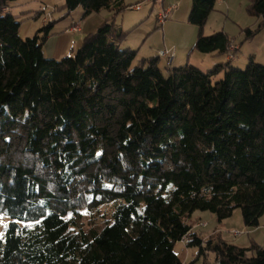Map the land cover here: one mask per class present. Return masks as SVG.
Returning a JSON list of instances; mask_svg holds the SVG:
<instances>
[{
  "label": "trees",
  "instance_id": "trees-1",
  "mask_svg": "<svg viewBox=\"0 0 264 264\" xmlns=\"http://www.w3.org/2000/svg\"><path fill=\"white\" fill-rule=\"evenodd\" d=\"M14 1L0 0V264H182L178 242L213 253V264H264V246L204 241L186 223L195 211L221 222L240 209L257 228L264 216V64L249 56L235 68L229 36L203 34L216 0H191L190 51L227 61L207 72L165 62L167 76L158 56L132 66L136 51L119 48L113 18L73 56L47 59L53 22L21 39ZM248 1L258 19L249 40L264 29V0Z\"/></svg>",
  "mask_w": 264,
  "mask_h": 264
},
{
  "label": "rangeland",
  "instance_id": "rangeland-1",
  "mask_svg": "<svg viewBox=\"0 0 264 264\" xmlns=\"http://www.w3.org/2000/svg\"><path fill=\"white\" fill-rule=\"evenodd\" d=\"M64 0H15L9 4L13 16L20 23L19 37L32 38L38 30L53 22L49 36L42 46L45 58L60 61L73 56L80 48L82 40L90 33H94L106 21L113 18V22L125 33V38L119 45L121 50L136 51L132 66L138 65L142 59L157 57L158 51L168 50L174 53L175 59L172 68L177 65H191L203 72H207L205 64L211 59L207 54L190 51L196 40L198 29L187 22L191 0H162L161 4L146 3L145 0H123V11L115 14L113 11L102 9L82 17V9L66 14L62 8ZM141 5L140 11L129 10L131 5ZM222 4V3H221ZM216 3L204 25L203 34L209 36L215 32L223 31L231 39V43L240 50L231 49L229 52L241 58V61L232 62L238 69H244L247 63L248 39L245 38L244 29L256 28L258 19L247 12L248 0H227L221 6ZM170 6H176L169 16L159 23L157 15L163 13ZM163 15V14H161ZM76 24L82 33L72 32L70 29ZM65 30H69L67 33ZM264 30V29H263ZM261 31H259L260 33ZM76 33V34H71ZM52 40V41H50ZM264 54V48L256 51L258 57ZM53 55V57H49ZM225 63L226 56L216 55ZM263 58V55H262ZM164 59H159L158 68L164 76L168 75ZM257 63V62H256ZM179 66V67H180ZM222 73L213 78V83L222 79ZM186 223L204 241L221 237L240 248H249L253 243L264 245V216L259 220L257 228H247L242 220L240 209L233 211L230 218L218 222L216 217L209 212L195 211ZM9 220L0 216V236ZM238 232L239 237L232 234ZM174 251L182 264H213V253L199 254L196 247L187 248L184 243L178 242Z\"/></svg>",
  "mask_w": 264,
  "mask_h": 264
},
{
  "label": "crops",
  "instance_id": "crops-1",
  "mask_svg": "<svg viewBox=\"0 0 264 264\" xmlns=\"http://www.w3.org/2000/svg\"><path fill=\"white\" fill-rule=\"evenodd\" d=\"M222 1L223 2L221 4V6H223L224 3H227V0H222ZM175 9H176V7H175ZM175 9H173V10H175ZM73 25H75V24H73ZM65 31L67 33H69V30H65ZM78 33H82L81 27H80V32H78ZM71 34H76V33H71ZM50 41H52V40H50ZM247 45H248V48H247V51H246V54H248L247 56L248 57L249 56L252 57L254 59V61L259 63V64H264V54H263V52L260 53V57H258V55L256 53V51L258 49L264 48V30H262L260 33H258L256 36H254L252 39H249ZM237 48H238V51H239L240 48L239 47H237ZM262 55H263V58H262ZM152 56L153 55H151V57ZM215 56H216L215 54H211V55L209 54V57H211V59L205 64L206 68H210L214 64L222 62L221 58H219V59L218 58H213ZM49 57H53V55H50ZM234 60H235V62H239V61H241V58L235 55V59ZM226 61H227V59H226Z\"/></svg>",
  "mask_w": 264,
  "mask_h": 264
},
{
  "label": "built area",
  "instance_id": "built-area-1",
  "mask_svg": "<svg viewBox=\"0 0 264 264\" xmlns=\"http://www.w3.org/2000/svg\"><path fill=\"white\" fill-rule=\"evenodd\" d=\"M146 3H152V4H161L162 3V0H145ZM222 3L223 1L222 0H216V3ZM176 6H170L168 7L167 9L164 10L163 13H159L157 15V20L159 23H162L163 20L166 19L167 16H169L171 10L175 9ZM129 10H133V11H140L141 10V5L140 4H136V5H131L128 7ZM163 14V15H161ZM72 32H78L79 31V26L78 25H73L70 29ZM231 49H237L236 46H234L233 44H231V46L229 47V51ZM157 56L159 59H164L166 61V64L167 65H171L172 62L174 61V58H175V55L173 52L171 51H168V50H164V51H158L157 52ZM228 58H231V57H228ZM233 237H239L240 234L238 232H234L232 234ZM185 241V240H184Z\"/></svg>",
  "mask_w": 264,
  "mask_h": 264
}]
</instances>
